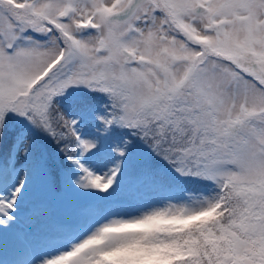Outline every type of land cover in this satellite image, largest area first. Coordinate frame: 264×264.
I'll return each mask as SVG.
<instances>
[{
    "label": "snow or ice",
    "instance_id": "6c2138e0",
    "mask_svg": "<svg viewBox=\"0 0 264 264\" xmlns=\"http://www.w3.org/2000/svg\"><path fill=\"white\" fill-rule=\"evenodd\" d=\"M0 264H264V0H0Z\"/></svg>",
    "mask_w": 264,
    "mask_h": 264
},
{
    "label": "trees",
    "instance_id": "16d2710c",
    "mask_svg": "<svg viewBox=\"0 0 264 264\" xmlns=\"http://www.w3.org/2000/svg\"><path fill=\"white\" fill-rule=\"evenodd\" d=\"M90 99L99 104H102L104 102V97L102 94H90ZM64 103L69 104L70 100L65 99ZM49 149L50 151H53V152L56 151L55 145L52 144L51 142H49Z\"/></svg>",
    "mask_w": 264,
    "mask_h": 264
},
{
    "label": "rangeland",
    "instance_id": "374dc122",
    "mask_svg": "<svg viewBox=\"0 0 264 264\" xmlns=\"http://www.w3.org/2000/svg\"><path fill=\"white\" fill-rule=\"evenodd\" d=\"M86 91V90H85Z\"/></svg>",
    "mask_w": 264,
    "mask_h": 264
}]
</instances>
